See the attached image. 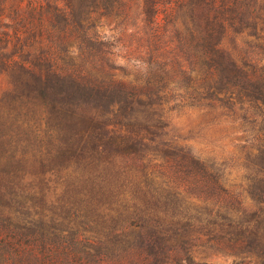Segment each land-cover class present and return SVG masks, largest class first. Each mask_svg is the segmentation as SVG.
Instances as JSON below:
<instances>
[{"label":"trees","instance_id":"obj_1","mask_svg":"<svg viewBox=\"0 0 264 264\" xmlns=\"http://www.w3.org/2000/svg\"><path fill=\"white\" fill-rule=\"evenodd\" d=\"M9 1L0 0V17ZM87 1L68 0L60 19L75 33L89 69L56 64L51 54L13 50L11 36L0 37V73L8 79L0 96V264H206L196 261L198 251L218 240L238 251L240 263L253 256L264 264V198L250 197L257 206L247 212L204 169L205 186L220 193L212 202L213 193L202 192L199 202L212 208L206 215L220 218L218 225H199L200 218L157 208L162 200L154 197L134 196L128 206L119 192H105L120 173L119 159L176 156L183 149L169 137L163 80L186 75L192 81L198 63L202 79L192 93L200 92L208 106L234 104L235 82L251 83L255 76L222 42L230 34L264 43V0ZM102 8L107 13L121 8L122 23L138 27L140 49L133 62L139 63L144 86L114 79L120 67L102 51L104 40L89 34L85 25L94 24L92 15ZM182 56L195 65L182 66ZM150 81L155 89L147 87ZM12 119L33 128L35 140L43 130L46 150L37 157L17 154L9 135ZM184 155L180 160L193 166L192 156ZM66 163L89 173L83 181L89 188L99 175L104 192L72 197L43 192L53 182L48 175L55 177ZM55 206L93 208L101 222L66 228L74 237L64 241L58 228L47 226L44 212ZM58 254L67 259L57 262L52 256Z\"/></svg>","mask_w":264,"mask_h":264},{"label":"rangeland","instance_id":"obj_2","mask_svg":"<svg viewBox=\"0 0 264 264\" xmlns=\"http://www.w3.org/2000/svg\"><path fill=\"white\" fill-rule=\"evenodd\" d=\"M67 1H9L5 6L4 14L0 17V37L9 34L13 50H20L22 47L23 51L51 54L56 64L89 69L91 63L78 52L75 33L72 34L60 19L63 14L61 11H68ZM90 1L92 0H88L86 4ZM120 12L121 8L114 9L111 13H107L103 8L99 9L92 15V18L96 19L92 24L93 27L90 22L85 26L89 28L90 35H93L94 31L104 40L102 51L105 50L112 62L120 67L119 71H114V79L144 86L145 80L137 68L139 63L133 62V58L137 56L136 52L140 49L137 42L139 30L130 22L122 23ZM262 42L254 37L230 34L223 39L222 48L226 51H234V56L238 57L244 71L255 76L251 83L235 82L232 106H219L217 102H213L212 105L208 103L210 105L208 106L201 99L200 92L192 93L193 88L199 87L202 77L199 64L192 65L187 57L182 56L185 59L182 66L192 68L195 65V72L190 75L192 81L186 75L173 77V80H163L168 86L164 99L167 122L170 125L169 137H173L177 145L183 147L182 150L175 151L179 155L162 157L149 154L127 160L119 159L116 168L120 173L116 171L117 175L112 181L109 178L111 191L105 190V184L98 178L99 175L89 188V184L83 182L89 173L83 175L80 169L66 163L55 177L48 175L53 182L47 183L45 187L43 185V192L58 197L62 195L72 197L76 192H97L98 189L103 192L104 190L119 192L121 201L124 200L128 206L133 202L134 196L154 197L162 200L157 208L175 210L181 216L200 218L199 225H204L206 222L210 225H218L222 222L220 218L213 220L206 215V209L212 208L199 202V199L203 198L202 192L213 193L210 196L214 198L212 202H215L216 194L220 193L219 189L213 192L211 188L205 186L206 173L201 170L204 169L219 178L225 192L240 198L242 209L247 212L255 209L257 201L251 200L250 197L256 200L264 198V43ZM147 87L155 89L151 81ZM7 89L8 79L0 73V96ZM12 121L15 124L11 127L9 135L12 137V147L17 150V154L26 152L28 156L35 154L37 157L40 155L39 150L44 152L46 135L43 130L41 133L37 132L38 139L35 140L33 128L26 126V122L14 119ZM39 137H43L40 143ZM182 154L192 156L193 166L180 160L183 159L180 158ZM175 158L179 161L174 160ZM48 176L45 178L49 179ZM70 201L75 202V198ZM234 206L238 207L236 204ZM47 210L48 212H44L48 221L47 226L58 228L57 231L62 232L60 233L62 240L68 242L73 240L74 232H65L66 228L86 229L101 222L99 214L93 213V208L79 210L77 207L58 208L57 206L55 209ZM198 252L195 259L200 263L258 264L253 256L240 263L238 251L223 240L207 244ZM52 258H56L57 262L67 259L60 254Z\"/></svg>","mask_w":264,"mask_h":264}]
</instances>
